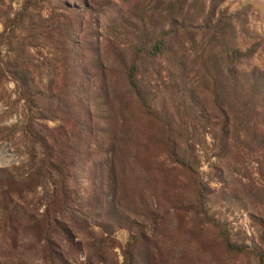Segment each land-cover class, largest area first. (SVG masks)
Listing matches in <instances>:
<instances>
[{"label": "rangeland", "instance_id": "obj_1", "mask_svg": "<svg viewBox=\"0 0 264 264\" xmlns=\"http://www.w3.org/2000/svg\"><path fill=\"white\" fill-rule=\"evenodd\" d=\"M140 29L149 37L171 31L176 46L182 43L195 99L213 120L224 118V97L214 86L231 68L244 90L251 76L259 81L264 105V0H0L3 263L123 264L122 249L142 232V258L151 251L155 264H259L248 252L228 251L207 221L178 210L144 151L143 135L152 128L109 52L111 33L123 38ZM246 94L229 101L241 103ZM101 98L113 104L112 112L105 107L108 124L95 108ZM243 111L234 105L227 114L238 147L221 153L208 137L197 148L195 170L207 185L209 214L233 244L254 249L264 232V159L249 153ZM106 128L118 140L110 160L97 150ZM43 146L67 160L64 185L61 175L41 178ZM106 207L132 228H109Z\"/></svg>", "mask_w": 264, "mask_h": 264}, {"label": "trees", "instance_id": "obj_2", "mask_svg": "<svg viewBox=\"0 0 264 264\" xmlns=\"http://www.w3.org/2000/svg\"><path fill=\"white\" fill-rule=\"evenodd\" d=\"M78 7L81 8L82 5L79 4ZM82 8L85 9V5ZM22 16L21 11L13 21L12 30L21 23ZM171 31L167 33L159 31L158 35L154 33L152 37H149L147 29L132 31L131 36L124 35L123 38L110 34L115 41L112 40L109 52L121 65L138 109L152 128L147 129L146 135H143L142 147L148 154L151 153L154 169L160 174L165 187L175 194V200L179 202L176 207L178 210L191 212L217 228L222 244L231 253L248 252L255 255L259 264H264V232L260 238L261 247L248 249L233 244L228 230L223 229V225L209 214L207 185L196 175L195 170L197 148H205L208 145V137L221 153L229 152L232 148L235 150L238 143L240 144L237 134H233L236 123L228 114L233 112L234 105L244 110L242 121L249 153L259 152L264 159V132L258 136L250 134L251 131L264 128V105L258 100L261 95L259 87H254L259 81L251 76L252 85H247L248 88L244 90L238 84L239 73L236 69L231 68L224 72V84L214 86L215 95L219 92L224 97L222 104L218 106L224 118L223 122L218 118L213 120L208 109L195 99L197 89L192 86L189 79L188 62L179 54L182 43L180 48L176 46ZM175 34L177 35V31ZM238 58L237 56L234 61ZM197 73L196 68L192 69L191 74ZM104 75V72L102 76L97 74L99 76L97 79ZM241 91H247L244 97L246 101L243 100L241 103L229 101L237 94L241 96ZM99 100L103 103L96 102L95 108L99 111V118L107 120L108 124L110 117L105 118V107L110 108L112 112V101L109 104L106 103L108 99ZM104 133L105 137L99 141L97 150L108 155L107 160H110L118 140L116 132L106 128ZM31 135L36 137L32 132ZM51 152L42 147L41 178L49 174H57L58 177L61 175L63 177L61 185H64L66 176L62 174L68 162L63 158L58 159L53 155L54 152L53 154ZM53 157L57 160L54 161ZM106 212L112 220V224L107 225L109 228H132L129 219L112 216L109 207H106ZM84 221L88 222L87 219ZM145 243L142 232L132 236L122 249L123 264H139L143 259L142 251L146 249ZM0 264L5 263L0 261ZM143 264H155L151 258V251L147 252Z\"/></svg>", "mask_w": 264, "mask_h": 264}]
</instances>
